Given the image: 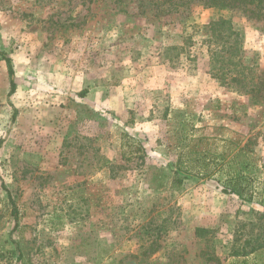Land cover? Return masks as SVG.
I'll use <instances>...</instances> for the list:
<instances>
[{
	"label": "rangeland",
	"instance_id": "rangeland-1",
	"mask_svg": "<svg viewBox=\"0 0 264 264\" xmlns=\"http://www.w3.org/2000/svg\"><path fill=\"white\" fill-rule=\"evenodd\" d=\"M169 1L0 0V264H264V199L224 194L221 157L263 177L264 104L211 76L206 27L264 74V20Z\"/></svg>",
	"mask_w": 264,
	"mask_h": 264
},
{
	"label": "trees",
	"instance_id": "trees-1",
	"mask_svg": "<svg viewBox=\"0 0 264 264\" xmlns=\"http://www.w3.org/2000/svg\"><path fill=\"white\" fill-rule=\"evenodd\" d=\"M176 1V3H174ZM190 2L193 0H189ZM171 6L178 11L180 7L186 5L185 0H170ZM169 4V6H170ZM205 9L218 8L229 9L232 11H240L246 14L249 19L254 21L264 20V0H204ZM171 10H168L170 13ZM208 40L210 53V74L213 78L221 81L222 85L236 91L250 95L255 103L262 102L264 104V74H260L254 67H249L244 64L242 54L244 50V38L241 33L233 27L230 20L220 18L211 21L207 26ZM0 61H5L8 68L10 78V90L8 96L11 97L17 89L15 81V68L13 60L5 52L0 51ZM87 91L81 93L85 97ZM17 112L14 113V117ZM133 119L130 124H133ZM126 135V134H125ZM188 145H183L178 161L179 170L182 169L187 175L194 174L203 179L212 178L216 175V169H219L220 164H214L217 158L210 157L209 162L205 160L192 159V155L198 154L194 149L187 148ZM129 153L138 154L141 157L146 155V150L141 143H133L128 146ZM186 156V158H184ZM197 157V155H196ZM222 175L225 179L222 181V192L227 195H233L241 200L253 202L257 198L264 199V174L260 179H255L254 176L246 175L245 172H233L229 170L230 164L225 161V154H222ZM210 163L212 166L209 167ZM214 164V165H213ZM185 167V168H184ZM264 168V166L262 167ZM178 184L183 183V178H177ZM262 185V191L254 188V183ZM13 215L18 221L17 210L13 211ZM264 217V213L261 214ZM248 244L252 242L248 241ZM264 249V244H256L251 249L250 253ZM247 252L235 251L236 255H246Z\"/></svg>",
	"mask_w": 264,
	"mask_h": 264
}]
</instances>
